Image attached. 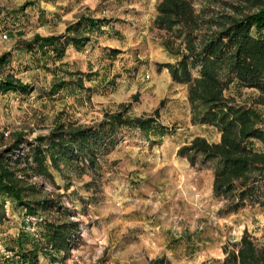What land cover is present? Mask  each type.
I'll return each mask as SVG.
<instances>
[{
	"label": "rangeland",
	"instance_id": "374dc122",
	"mask_svg": "<svg viewBox=\"0 0 264 264\" xmlns=\"http://www.w3.org/2000/svg\"><path fill=\"white\" fill-rule=\"evenodd\" d=\"M162 2L0 0L9 29V38L0 41V57L8 53L0 78L28 86L27 91H0L1 149L24 134L12 156L25 157L30 142L59 124L98 127L118 112L153 116L158 122L150 133L120 128L115 145L96 150L93 166L80 157L52 168L54 181L32 177L39 187L32 198H53L62 205L60 211L30 217L7 198L0 205V264L16 259L8 246L24 227L40 237L46 220L71 222L73 231L64 249L49 245L44 252L50 255L40 253L38 264H150L161 255L172 264H225L228 253L238 254L244 238L264 249V176L243 201L238 192L215 196L218 159L204 160L196 153L193 161L192 153L179 149L197 137L219 143L221 132L193 121V82H176L166 66L188 52L187 30L195 32L200 45L219 30V23L258 11L264 0H185L183 22L169 28L156 23ZM82 16L103 20L100 28L81 31L90 38L84 45L69 43L61 55L52 46H27L36 34H65ZM192 73L198 77L199 67ZM233 76L221 74L224 81ZM61 82L63 87L53 93ZM223 94L255 108L260 113L256 124L264 130L263 90L235 79ZM249 142L264 149L258 139Z\"/></svg>",
	"mask_w": 264,
	"mask_h": 264
},
{
	"label": "trees",
	"instance_id": "16d2710c",
	"mask_svg": "<svg viewBox=\"0 0 264 264\" xmlns=\"http://www.w3.org/2000/svg\"><path fill=\"white\" fill-rule=\"evenodd\" d=\"M185 0H163L159 6L160 14L156 20L159 27L169 28L183 22ZM188 9V8H187ZM186 9V10H187ZM188 11V10H187ZM103 25V20L82 16L67 28L65 34L41 36L36 34L27 42L32 48L52 46L57 55L65 51V46L73 43L82 46L89 36L80 35L81 31L94 30ZM220 28L208 35L207 40L196 43L195 32L187 30V51L177 63H167L173 79L180 83H191L189 99L192 103L193 121L215 126L221 132V141L211 143L206 138L197 137L189 145L182 146L181 154L201 153L204 160L218 159L215 170V196L231 195L238 192L241 201L255 192L256 183L264 176V149L256 150L248 146L250 140L258 139L264 143V130L256 123L260 113L253 107L235 103L224 97L223 89L228 82L237 80L241 86L257 87L264 91V5L256 12L242 18H231L219 23ZM256 28L257 35L253 34ZM64 39V45L61 41ZM8 53L0 57V65L7 60ZM199 67L200 75L194 77L192 70ZM222 72L234 76L224 81ZM65 82L57 85L56 93ZM27 84L13 78H0V91H27ZM157 120L128 116L118 112L98 127L82 126L69 128L59 124L47 135H40L28 144L29 154L25 157L12 156L25 141V135L0 148V198L5 206L8 198L18 207L25 209L30 217H40L42 212L62 209L53 198H32L39 187L30 182L32 177L55 180L52 168L61 169V163L78 161L81 157L92 166L96 163L97 149L101 145H115L114 136L122 127L139 128L145 133L156 130ZM164 134L162 130V135ZM161 135V136H162ZM239 204H236L238 207ZM40 237L24 227L13 246L8 250L15 252V258H6L4 264H38L40 253L48 251L49 245L64 249L71 240L73 223L57 224L45 221ZM41 240H45L44 243ZM225 264H264V249L259 250L252 240L243 239L238 254L228 253ZM150 264H172L166 255L150 260Z\"/></svg>",
	"mask_w": 264,
	"mask_h": 264
},
{
	"label": "built area",
	"instance_id": "2783aa9c",
	"mask_svg": "<svg viewBox=\"0 0 264 264\" xmlns=\"http://www.w3.org/2000/svg\"><path fill=\"white\" fill-rule=\"evenodd\" d=\"M9 38V29L7 27V22L5 20V17L0 14V41L7 40ZM6 135L9 134V132H5Z\"/></svg>",
	"mask_w": 264,
	"mask_h": 264
},
{
	"label": "crops",
	"instance_id": "0c3cea01",
	"mask_svg": "<svg viewBox=\"0 0 264 264\" xmlns=\"http://www.w3.org/2000/svg\"><path fill=\"white\" fill-rule=\"evenodd\" d=\"M3 95H6V94H3ZM151 259H154V258H151Z\"/></svg>",
	"mask_w": 264,
	"mask_h": 264
}]
</instances>
